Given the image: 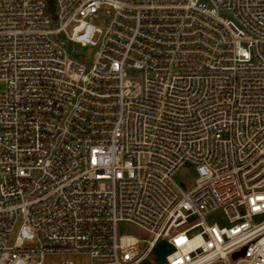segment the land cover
Here are the masks:
<instances>
[{"label":"built area","instance_id":"2783aa9c","mask_svg":"<svg viewBox=\"0 0 264 264\" xmlns=\"http://www.w3.org/2000/svg\"><path fill=\"white\" fill-rule=\"evenodd\" d=\"M62 252L264 264V0H0V264Z\"/></svg>","mask_w":264,"mask_h":264},{"label":"rangeland","instance_id":"374dc122","mask_svg":"<svg viewBox=\"0 0 264 264\" xmlns=\"http://www.w3.org/2000/svg\"><path fill=\"white\" fill-rule=\"evenodd\" d=\"M96 50L93 46H85L81 48V52L87 56H90ZM197 173L192 165H185L176 171L174 175L175 181L185 191H188L194 186V181ZM211 221H216L220 224H225V218L220 212L213 213L209 218ZM119 231L122 233L132 234L138 238H146L147 233L136 225L125 223L119 226ZM168 247L160 242L157 244L154 254L159 260H162L164 255L168 251ZM65 261L71 262V264H93L88 253L79 252H62L54 254H46L43 259V264H62Z\"/></svg>","mask_w":264,"mask_h":264},{"label":"trees","instance_id":"16d2710c","mask_svg":"<svg viewBox=\"0 0 264 264\" xmlns=\"http://www.w3.org/2000/svg\"><path fill=\"white\" fill-rule=\"evenodd\" d=\"M47 2H48L49 4H51V3H52V0H47Z\"/></svg>","mask_w":264,"mask_h":264},{"label":"water","instance_id":"95a60500","mask_svg":"<svg viewBox=\"0 0 264 264\" xmlns=\"http://www.w3.org/2000/svg\"><path fill=\"white\" fill-rule=\"evenodd\" d=\"M237 256H238V253H235V254H234V257H237Z\"/></svg>","mask_w":264,"mask_h":264}]
</instances>
